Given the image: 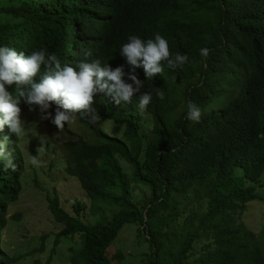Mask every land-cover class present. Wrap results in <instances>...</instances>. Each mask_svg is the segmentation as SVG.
<instances>
[{
    "label": "trees",
    "instance_id": "obj_1",
    "mask_svg": "<svg viewBox=\"0 0 264 264\" xmlns=\"http://www.w3.org/2000/svg\"><path fill=\"white\" fill-rule=\"evenodd\" d=\"M15 1L0 7V46L25 56L45 49L73 67L100 59L112 69L122 66L128 83L134 72L141 93H152L146 110L139 108L140 93L119 105L103 93L94 97L91 107L101 118L123 125L119 139L79 116L97 143L64 127L65 173L79 182L93 218L85 220L82 201L70 215L57 197H47L49 212L63 226L55 244L75 241L71 264H112L108 248L127 224L137 225V239L147 244V264H264V226L254 233L242 220L249 202L264 203L256 194L264 174V0ZM156 34L172 55L185 54L188 61L175 69L162 62L163 73L147 78L120 50L130 36L146 41ZM202 48L210 50L206 59ZM34 79L39 82L40 74ZM15 89L6 85L10 94ZM189 102L202 110L198 123L187 119ZM139 112L151 119L148 134L137 122ZM5 135L17 168L0 161V235L24 170L17 137L7 126L0 138ZM119 161L131 168L129 178ZM131 182L147 190L142 204L133 198ZM122 257L113 256L117 264ZM18 258L0 248V264Z\"/></svg>",
    "mask_w": 264,
    "mask_h": 264
},
{
    "label": "rangeland",
    "instance_id": "obj_2",
    "mask_svg": "<svg viewBox=\"0 0 264 264\" xmlns=\"http://www.w3.org/2000/svg\"><path fill=\"white\" fill-rule=\"evenodd\" d=\"M15 3V0H0V7H8ZM195 81L197 78L190 82L195 83ZM56 108L57 105L52 103L48 111L54 116ZM21 110V119L25 121L27 129L24 137H17V148L24 167L20 177L21 191L18 200L8 206L7 221L0 235V248L10 256L19 257L12 264H71L70 247H76L75 241L60 239L55 244L54 237L63 226L54 221L47 207V197H57L61 208L70 215H74L73 205L76 200H79L86 205L82 212L85 220L92 221L93 219L90 201L82 191L79 182L75 177L67 176L65 173V161L60 146L69 140V135L64 128L58 130L51 119H42L39 106L25 104ZM137 116L142 132L148 134L152 124L150 117L143 112H139ZM101 120L99 124H91L93 129L103 131L116 139L121 138L123 125L115 124L105 118ZM66 128L82 136L89 143L99 141L97 137L89 134L78 119L66 124ZM40 142L44 143L43 151H40ZM31 155H37L42 161V166H32L30 164ZM119 163L129 178L131 168L123 161ZM235 172L236 175L241 176L239 169H235ZM261 182L262 186L257 187L256 194L264 197V174ZM131 190L133 198L139 200V204H142L143 197L148 196L145 188L132 182ZM109 216L110 212L104 213L106 219ZM242 220L249 230L257 233L264 226V203L249 202ZM117 252L123 255L121 264L148 263L150 253L147 244L137 239V225H125L114 243L108 248L107 256L112 260V264H117L113 258Z\"/></svg>",
    "mask_w": 264,
    "mask_h": 264
},
{
    "label": "clouds",
    "instance_id": "obj_3",
    "mask_svg": "<svg viewBox=\"0 0 264 264\" xmlns=\"http://www.w3.org/2000/svg\"><path fill=\"white\" fill-rule=\"evenodd\" d=\"M209 52V49L202 48L200 55L206 59ZM84 55L91 57L92 50L85 49ZM120 55L133 69L142 67L147 78L163 73L162 62L175 69L188 61L185 54L172 55L168 41L160 34L146 41L135 35L128 37V42L121 47ZM38 74L40 79L36 82L34 78ZM124 76L122 66L112 69L108 64H102L100 59L81 61L73 67L71 63L61 64L55 53L50 54L45 49L32 51L25 56L11 47L0 46V132L7 126L15 137L26 135V123L21 119L22 102L39 106L41 118L51 119L58 130L75 122L77 116L90 124H99L101 117L91 107L98 93L110 96L117 105L121 102L130 103L134 95L140 93L139 108L146 110L152 100L151 91L141 93L143 83L134 72L127 76L131 83L126 82ZM13 84L16 85L14 95L6 90V85ZM156 92L163 99V92L160 89ZM52 103L57 105L54 116L48 111ZM29 110H32L31 107ZM202 114L197 104H187V119L198 123ZM10 143L7 135L0 138V161H3L6 169L15 171L17 165L14 163L13 151L7 149ZM43 150L44 143L40 142V151ZM30 164L40 167L42 161L37 155H31Z\"/></svg>",
    "mask_w": 264,
    "mask_h": 264
}]
</instances>
